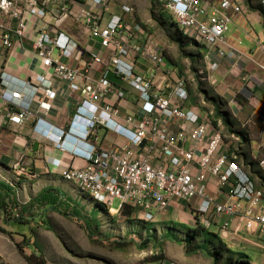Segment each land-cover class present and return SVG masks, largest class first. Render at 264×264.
I'll return each instance as SVG.
<instances>
[{
	"label": "built area",
	"instance_id": "obj_1",
	"mask_svg": "<svg viewBox=\"0 0 264 264\" xmlns=\"http://www.w3.org/2000/svg\"><path fill=\"white\" fill-rule=\"evenodd\" d=\"M239 1H164L163 8L177 28L205 50L202 59L207 66L198 74L205 75L209 84L216 81L212 75L219 69V59L242 62L246 58L227 37L232 16L242 12ZM113 2L0 0V44L5 53L24 39H31L46 72L66 81L68 90L79 96L68 123L57 128L46 121L56 94L43 75L35 77V85L17 81L13 89L3 87L0 81V115L6 125L17 130L33 121L32 132L44 142L81 158L83 167L60 168L59 175L112 215H120L129 206L137 220L152 222L173 200H194L193 217L206 229L216 227L220 238L244 234L264 240V188L252 179L249 165L240 162L246 147L242 137L235 131L226 136L221 119L213 125V109L187 107L190 95L185 79L167 85L156 77L166 59L152 40L153 35L138 21L131 6L121 5L120 12L114 13ZM67 22L83 28L97 47L81 48L63 31ZM260 47L264 54V45ZM138 60L147 64V74L136 71ZM248 60L264 76V63ZM104 61L116 78L140 96L136 106L142 117L127 115L126 126L116 120L118 107L102 103L111 94L118 100L127 97L124 88L92 72ZM248 78L244 76L242 81L249 83ZM39 92L43 97L34 111ZM251 96L255 102L253 115L264 125V91ZM233 103L228 101V106ZM98 128L122 136L130 145L99 150L92 140ZM241 130H245L244 124ZM155 153L161 158L159 164L153 163ZM51 162L60 166L59 160ZM258 167L264 174V157ZM13 170L17 176L28 173L19 161ZM210 179L216 180L215 192L208 189ZM220 196L223 201L216 200ZM114 200L119 204L111 212L107 206ZM0 264L9 263L0 256Z\"/></svg>",
	"mask_w": 264,
	"mask_h": 264
},
{
	"label": "rangeland",
	"instance_id": "obj_2",
	"mask_svg": "<svg viewBox=\"0 0 264 264\" xmlns=\"http://www.w3.org/2000/svg\"><path fill=\"white\" fill-rule=\"evenodd\" d=\"M239 3L242 12L233 15L232 22H237L240 16L241 18L239 17V20L241 22L244 21L245 30H243V33L240 32L237 34V37L243 42H248L252 38L260 41L261 45H264V33L261 25L258 23L257 13L247 9L245 0H240ZM163 6V1L159 5L156 4V12L152 13L148 22L140 19L146 24L147 29L155 40L161 36L170 38L164 32L167 27L176 36L175 27L172 26V18L166 13ZM234 16L238 17L235 19ZM248 17L249 19L246 21ZM244 31H246L245 34ZM184 45H189V51L195 53V56L188 54V49L186 50L185 46L183 47V51L179 50L183 57L182 60L184 61L187 58L190 64V71L182 73L186 77L193 73V66L196 63L199 68H205V65L201 63V55L205 53V50L191 41H188ZM196 53H199V55ZM242 63H238L236 67L241 68L242 65L240 66L239 64ZM165 67L166 64H163L161 69ZM244 72L238 69L236 75L238 74L237 76L240 77ZM214 74L212 75L213 78H216L214 84H209L207 81L202 80L201 82H203V90L208 94L207 96L223 102L220 106L221 109L228 118L232 117L230 123L237 128L235 130L232 129L230 124L222 120L224 134L228 136L232 130L240 131L244 124V131L247 133L250 142L243 149L242 153L244 155L242 154L240 156V162L244 164L243 162L247 157L248 162L254 163L260 170L258 162L264 157V142L261 143L264 125L259 119V123H257L258 121L255 122L256 117L253 115L255 102L253 99H250L252 96L245 89L247 82L238 79L241 90L236 93L235 89L228 88L226 84L224 86L223 73H220L222 76ZM232 74L234 75V73ZM220 77H222V81ZM226 89L233 92L232 99L234 103L230 106H228V101L231 98L224 96ZM193 91H196V93L193 92V94H190L189 104L197 105L204 110L205 108L213 109V105L210 103L211 101L206 100L207 97H204L203 92L202 95L198 96L197 90L195 89ZM200 101L203 102V105H201L202 102ZM235 104L237 109L234 111ZM233 111L235 116L232 115ZM230 129L232 130L230 131ZM260 172L262 171L260 170ZM61 191L65 200L60 198V203L55 207L56 209L42 208L34 204L32 207L26 209V211H21V208L28 204L25 202L30 197L26 191L23 194L24 196H19L17 203L4 200L6 213L12 216H16V214L22 215L25 218L23 220L25 223L18 224L15 221L7 222L5 220L6 215L0 212V228L8 232L7 234L0 232V253L10 254L13 251L16 253L14 255L19 258L22 264H27L22 254L28 256L31 253L43 258L46 264H162L164 262L175 263L177 260L191 261V259L194 262H200V264H208L207 258L215 262L216 256L212 255V257H209V248H205V245L202 248V252L195 250V246L201 241L200 239H195L192 244L186 240L184 234L188 233L189 229L194 234V227L181 224L174 220L170 222L159 221V217H156L149 223L139 221L126 223L120 215L107 214L103 209H99L90 201L85 193L79 190V192H76L71 184L67 183L66 189H62ZM118 204L119 201L114 200L107 207L112 212L118 207ZM73 206L77 207L78 211H81L80 217L72 213ZM88 214L90 216L97 215L96 220L100 226L99 230L94 227H86L85 218L89 219ZM185 229L186 232L184 231ZM240 235L242 237L244 236V234ZM147 237L152 238V242L148 248H140L139 244ZM118 241L124 243V249L118 250L115 248L114 244ZM154 243L161 246V252H163L166 258L165 261H152V254L160 252L152 245ZM232 245H234L235 248L233 250L235 251L225 258L219 257L218 264L224 259V264H264V240L255 236V238L251 239V242L235 240V243ZM192 252L195 255L186 258ZM3 256L2 258L4 259Z\"/></svg>",
	"mask_w": 264,
	"mask_h": 264
},
{
	"label": "crops",
	"instance_id": "obj_3",
	"mask_svg": "<svg viewBox=\"0 0 264 264\" xmlns=\"http://www.w3.org/2000/svg\"><path fill=\"white\" fill-rule=\"evenodd\" d=\"M162 1L164 2L165 0H114L111 6V10L114 13H119L121 5L131 6L135 11V15L138 21L146 26V24L140 19L148 22V20H150V17L152 16V13L156 12V4L159 5V3ZM236 17L238 16H234L235 19ZM239 17L237 19V22H233V25L227 37L229 44L238 49L240 52L244 53L246 58L242 59L243 63L237 61L235 62L227 58L219 59V69L215 72L214 75L217 74V76H222L220 75V73H223L224 86L227 85L228 88L230 87L231 89H235L236 93L241 90L238 79L242 81V78L246 75L249 77V83L245 84V89H247V92L249 94L253 93L259 95L264 91V76L262 72L259 71L256 64L250 62L248 58L254 60L257 63H264V54L260 47L261 42L256 41L252 38L248 42H243L239 37H237V34H239L240 32L243 33V30H245L244 21L241 22L239 20L241 17ZM247 19H249V17L246 18V21ZM257 19L258 23L263 29L262 21L258 14ZM63 31H65L66 34L72 37L81 48H86L87 46H90L92 48L97 47L96 41L90 38L88 33L83 28L76 26L71 22H67L63 25ZM245 33L246 31H244V34ZM165 37L166 36H161L156 39L157 41L155 39H152L166 59L164 63L166 64V67L164 69H161L160 67V69L157 71L156 77L158 79L164 80V83H166L167 85H172L178 78L185 79L187 83L186 88L190 95L191 91L195 92L193 90L197 88L195 74L199 75L198 72L205 69L207 66L202 59L203 55L200 54L202 61L201 63L205 65V68H199L196 63L193 66V73L184 77L182 73H187L190 71V64L188 62V59L185 58L183 61V57L179 51L177 43L173 39ZM185 49H188V54L195 56V53L189 51V45H186ZM197 55H199V53ZM104 62L105 63L101 66L94 67L92 72L96 76L103 75L112 83H115L116 85L124 88L127 91V97L126 99L118 100L115 95L111 94L106 96V98L102 100V103H110L118 107L119 113L116 120L118 123L126 126L124 119L127 115H132L138 119L142 117V113L136 106V99L140 96L137 92L133 91L125 82L116 78L113 75L112 71L108 69L106 61ZM238 63H242L239 64L240 66L242 65L241 68L236 67ZM134 65L136 71L139 73L147 74L149 72L147 64H145L141 60H138ZM238 69L241 72L245 71V74L243 73L240 77L237 76L238 74L236 75V73L238 72ZM224 71L226 72L224 73ZM232 73H234V75ZM40 74L43 75L51 83V89L56 94L55 99L51 102V109L46 115V121L57 128H62L68 123L70 116L73 114L76 103L79 100V96L68 90L66 81L59 80L46 72V70L41 66L40 60L36 56V51L32 47L31 39L27 38L22 42L15 44L14 47L7 53H5L0 44V81H2L3 87L13 89V84H15L17 81L32 82L34 81L35 77ZM3 75L5 77L2 79L1 77ZM220 78L222 81V77ZM32 83L33 85L36 84V82ZM23 92H26V90H23ZM232 93L233 92L226 89L224 96H227L228 98H231L230 100H233ZM42 97V93L39 92L33 104L34 111L37 110V101ZM231 118H228L229 123ZM256 121H258L257 118H255V122ZM257 123H259V121ZM32 127L33 121L17 130L10 128L6 125L4 117L0 115V182L4 184V192L2 191L1 193L4 195V193L7 192L10 197L6 200L17 203L19 196H24L23 194L26 191V193L30 195L28 200L25 202L28 203L30 201V198H34L37 194H39L46 188H51L54 195H58L60 198L64 199L61 190L66 189L67 183L71 184L77 192L78 189L75 184L66 182L61 178V176L59 175L60 168H79L83 167L85 165V162L81 158L73 157L64 151L56 149L51 144L44 142L42 138L32 132ZM230 127H232V129L234 130L237 129L236 126H233L231 123ZM173 129L176 130L177 127L174 125ZM232 129H230V131ZM234 130H232L231 133ZM262 130V132H264V129ZM92 140L94 142V145L99 150L119 149L130 145L127 139L103 128H98L96 130V133L93 136ZM35 142L38 143L36 150H34ZM263 142L264 133L261 143ZM53 159L59 160L60 166H54L51 162ZM17 161L21 162L26 167L28 172L27 174L22 176L16 175L15 171L13 170V165ZM160 161V156L155 153L153 163L159 164ZM215 187L216 180L210 179V182L208 183L209 191L215 192ZM223 199L224 197L222 196L216 198L217 201H223ZM194 206V200L191 203L173 200L169 204L168 208L158 215V220H163V222H170L174 220L180 222L181 224L194 227ZM212 231L218 234V229L216 227H214ZM252 238H255V236L244 235L242 237L241 235H232L228 239H220L231 251H235L233 250V248L235 247L234 245H232L235 243V240L240 242H251ZM209 251V257H212V255H214V252L211 248L209 249ZM14 254L16 255V253L13 251H11L10 254L0 253V255H2L8 263L22 264L19 258ZM194 255L195 253L192 252L191 254H188L186 258H190ZM220 257L225 258L224 253L222 254V256L220 255ZM207 260L208 264L214 263L209 258H207ZM224 261L225 259L221 260L220 264H224ZM175 263L200 264V262H194L192 261V259L191 261L177 260V262ZM218 263L219 262H217V264Z\"/></svg>",
	"mask_w": 264,
	"mask_h": 264
},
{
	"label": "trees",
	"instance_id": "obj_4",
	"mask_svg": "<svg viewBox=\"0 0 264 264\" xmlns=\"http://www.w3.org/2000/svg\"><path fill=\"white\" fill-rule=\"evenodd\" d=\"M246 2V7L249 11L251 12H256L262 21V26L264 29V3L262 2V0H245ZM143 25V24H142ZM144 28H146L145 25H143ZM172 26L175 27L176 30V36H174V34L171 32L170 28L168 29V27L165 29V33L166 35H169V37L171 39H173L178 47L179 50L183 51V47L184 44H186L188 41L194 42L196 45L200 46L199 44H197L194 40L188 38L187 36L183 35V33L177 28L176 23L172 20ZM201 47V46H200ZM202 48V47H201ZM195 78H196V82H197V95L200 96L202 95V92L204 93V97H207V101H211L210 103L213 105V110H214V115L213 118L211 119V122L213 123V125H216V120L217 119H221L223 121H225L227 124H230L228 121V118L226 116V114L223 112V110L221 109V103L223 104V102L219 101L216 98L213 97H209L207 96L208 94L204 92L203 90V82L202 81H206V77L205 75H197L195 74ZM196 93V91H195ZM190 94H193V92L191 91ZM238 96V95H237ZM209 97V98H208ZM239 97V96H238ZM236 101H238L237 99H235ZM192 106L191 104H187V107ZM201 110H204L202 108H200ZM205 110L207 111L208 108H205ZM235 133H237L238 135H240L243 139V148L245 146L248 145L249 142V138L247 136V133H245V131H235ZM242 149V148H241ZM240 155V154H239ZM244 155V154H243ZM241 156V155H240ZM239 156V158H241ZM245 165H249V172L251 174V177L253 180H256L258 182V185L262 188H264V174L262 172H260V170L257 168V166H255L254 163H250L248 162V159L246 157L245 161L243 162ZM4 192V184L0 182V212L6 215V221L10 222V221H15L18 224H22L25 223L23 222V220L25 219L22 215H17L16 216H12L9 215L8 213H6L5 211V204H4V200L9 199V194L7 192L4 193V195L1 192ZM60 197L58 195H54L52 193V189L51 188H46L44 190H42L39 194H37L34 198H32L27 205L23 206L21 208V211H26V209L32 207L34 204L42 207V208H48V209H56L55 207L60 203ZM13 203V202H12ZM95 204L99 209H103L107 214L108 211L101 206L98 203H93ZM72 213L75 214V216L80 217L81 215V211L77 210V207H72ZM89 215V214H88ZM121 218L126 222V223H133L134 221H139L142 223H149V222H144L141 220H137L135 218V212L133 210V208L127 206L125 207L121 213H120ZM89 219L85 218V225L86 227H94L95 229H100L99 224L97 223V215H89L88 216ZM194 234H192L191 230L189 229L188 233L184 234V236L186 237V240L192 244V242L195 239H200V243H198L195 246V250L198 251H202V248L205 245V248L208 247L209 249L211 248L214 252V255L216 256L215 262L214 264H217L220 255H222L224 253L225 257L231 253H233V251H231L225 243L222 242V240L219 238V235L212 231L211 229H206L203 226H201L198 222H197V217L194 216ZM174 230V229H173ZM188 230V229H187ZM186 232V229L184 230ZM0 232L1 233H5L7 234L8 232L3 229L0 228ZM152 242V238L147 237L145 240H143L140 244L139 247L140 248H148L149 244ZM176 242H178V240H176ZM133 243V242H131ZM115 248L118 250H122L124 249V243L123 242H115ZM153 246H155V249H158L160 252H155V254H152V261L153 262H158V261H165L166 258L163 255V252H161V246L157 245V243L152 244ZM181 246V244H179ZM208 249V250H209ZM210 252V251H209ZM243 256V255H242ZM23 259L26 261L27 264H46L45 261L43 260V258H41L40 256H36L34 253H31L30 255H23L22 254Z\"/></svg>",
	"mask_w": 264,
	"mask_h": 264
},
{
	"label": "water",
	"instance_id": "obj_5",
	"mask_svg": "<svg viewBox=\"0 0 264 264\" xmlns=\"http://www.w3.org/2000/svg\"><path fill=\"white\" fill-rule=\"evenodd\" d=\"M145 142H146V141L144 140V141L141 143V145H140L139 147H140V148H143ZM37 146H38V143L35 142V143H34V150H36Z\"/></svg>",
	"mask_w": 264,
	"mask_h": 264
}]
</instances>
